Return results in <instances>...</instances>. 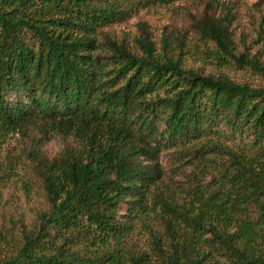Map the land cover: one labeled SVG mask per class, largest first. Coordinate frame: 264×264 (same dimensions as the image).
<instances>
[{
	"label": "trees",
	"instance_id": "trees-1",
	"mask_svg": "<svg viewBox=\"0 0 264 264\" xmlns=\"http://www.w3.org/2000/svg\"><path fill=\"white\" fill-rule=\"evenodd\" d=\"M173 1L0 0V147L41 134L0 159L4 182L20 174L16 198L0 189V264H264V85L186 59L195 46L264 75V15L237 33V5L222 6L192 44L105 35ZM226 127L247 151L223 143ZM57 135L75 143L51 159L41 146ZM172 148L194 164L186 181L166 178Z\"/></svg>",
	"mask_w": 264,
	"mask_h": 264
},
{
	"label": "rangeland",
	"instance_id": "rangeland-1",
	"mask_svg": "<svg viewBox=\"0 0 264 264\" xmlns=\"http://www.w3.org/2000/svg\"><path fill=\"white\" fill-rule=\"evenodd\" d=\"M230 3H235L239 11L238 20L235 24L237 26V33L242 31L244 34H253L257 21L264 15V0H175L168 4H159L141 9L132 17L105 27L104 31L107 36H115L120 40L127 39L133 44L135 39L149 33L158 39L168 35H178L185 37L189 43L193 41L197 42V25L205 13L219 16L222 13V6ZM203 44L201 41L200 49L206 48ZM241 47L239 44L240 49ZM190 49L191 51L186 54L188 63L206 75L214 74L217 77H221L228 74L235 81H246L254 87L264 85V75L253 68L240 67L232 59L229 60L228 64L220 66L213 58H209V60L201 55L195 46ZM261 59L264 63V53ZM210 61H213L215 64H211ZM223 130L226 134L232 131L228 127ZM40 136L39 129L34 127L27 129L24 134L16 133L10 135L0 147V159L6 154L7 149H11L12 153H17L20 148L17 145H22V143L32 148L33 145L37 144L36 141ZM220 138L224 144L236 151H247V140L241 138L239 132L236 135L229 134L220 136ZM71 143H75L72 141V138H63L57 135L42 142L41 148L47 157L53 159L61 155L63 149ZM177 152L175 148L163 151L160 156V163L164 168L166 178L174 177L182 182L187 180L188 174L193 169L194 164L189 160L180 158ZM17 171L13 172L16 175H13L10 179L5 177V180H7L5 182H8V190L11 192V194L7 195H11L13 199L18 195L17 189L19 186L15 185V181H17V177L20 174H17ZM10 173L8 172L7 175ZM2 179L0 175V189L3 188L5 183ZM127 209L128 204L122 203L118 211L120 219H125L124 215L127 213ZM139 230V227H137L135 239L140 244H143L145 236Z\"/></svg>",
	"mask_w": 264,
	"mask_h": 264
}]
</instances>
